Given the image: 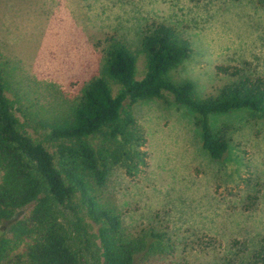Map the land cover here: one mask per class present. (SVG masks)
Masks as SVG:
<instances>
[{"label":"rangeland","instance_id":"374dc122","mask_svg":"<svg viewBox=\"0 0 264 264\" xmlns=\"http://www.w3.org/2000/svg\"><path fill=\"white\" fill-rule=\"evenodd\" d=\"M152 22L190 42L192 51L170 76L191 80L198 95L226 82L225 72L264 78V0H0V53L39 82L29 87L18 77L20 98L28 100L15 105L28 111L16 115L27 122L26 132L38 140L49 131L33 122L43 105L53 107L46 83L65 95L79 93L102 74L110 36L138 51L139 34ZM145 63L138 52L136 78ZM133 110L148 165L135 176L115 166L103 198L117 204L131 232L151 227L169 237L171 252L157 255L155 264H249L264 247V117L243 110L211 114V128H221L229 142L218 161L201 146L192 112L171 96L140 100ZM63 215L69 228L71 215ZM83 254L84 264H96Z\"/></svg>","mask_w":264,"mask_h":264},{"label":"trees","instance_id":"16d2710c","mask_svg":"<svg viewBox=\"0 0 264 264\" xmlns=\"http://www.w3.org/2000/svg\"><path fill=\"white\" fill-rule=\"evenodd\" d=\"M139 35L138 51L110 36L102 74L79 93L65 95L53 82L42 87L54 100L51 110L43 105L33 119L49 130L38 140L16 115L19 111L26 117L28 108L15 104L21 106L24 99L18 77L29 87L39 82H31L19 60L0 53V264H84L85 252L96 264H155L157 255L171 252L169 237L151 227L131 232L117 204L103 198L115 166L135 176L148 165L146 137L133 105L171 96L192 112L201 146L218 161L229 142L221 128H211V114L243 110L252 118L264 117V78L225 72L226 82L200 96L191 80L170 76L192 51L190 42L163 22L146 25ZM138 52L146 62L139 79ZM64 211L71 215L69 228L61 221ZM249 264H264L263 246Z\"/></svg>","mask_w":264,"mask_h":264}]
</instances>
